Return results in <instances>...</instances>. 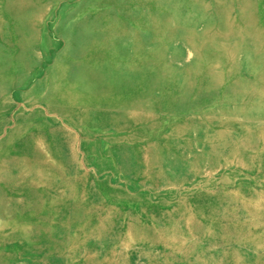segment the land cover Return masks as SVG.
Segmentation results:
<instances>
[{
  "label": "rangeland",
  "instance_id": "obj_1",
  "mask_svg": "<svg viewBox=\"0 0 264 264\" xmlns=\"http://www.w3.org/2000/svg\"><path fill=\"white\" fill-rule=\"evenodd\" d=\"M0 264H264V0H0Z\"/></svg>",
  "mask_w": 264,
  "mask_h": 264
}]
</instances>
